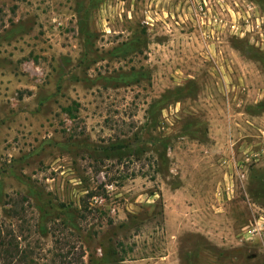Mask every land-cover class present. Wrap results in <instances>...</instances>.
Instances as JSON below:
<instances>
[{
    "label": "rangeland",
    "instance_id": "rangeland-1",
    "mask_svg": "<svg viewBox=\"0 0 264 264\" xmlns=\"http://www.w3.org/2000/svg\"><path fill=\"white\" fill-rule=\"evenodd\" d=\"M200 1L0 0V264H264V0Z\"/></svg>",
    "mask_w": 264,
    "mask_h": 264
},
{
    "label": "built area",
    "instance_id": "built-area-1",
    "mask_svg": "<svg viewBox=\"0 0 264 264\" xmlns=\"http://www.w3.org/2000/svg\"><path fill=\"white\" fill-rule=\"evenodd\" d=\"M200 3H201V4H204V5H207L206 0H202V1H200ZM262 20H263V18H260V17L257 18V25H258V26L261 25ZM214 22H216V20H214ZM220 22H222V21H220ZM214 27H215V28L212 29L213 32L216 30V26H215V24H214ZM231 28H232V30L235 31L236 33L242 32L243 34H245V32H246V31H241V30H242V29H241V28H242L241 25L238 24V23H235V22L232 23ZM218 29H219V26H218ZM249 30H250V29H248V31H249Z\"/></svg>",
    "mask_w": 264,
    "mask_h": 264
},
{
    "label": "trees",
    "instance_id": "trees-1",
    "mask_svg": "<svg viewBox=\"0 0 264 264\" xmlns=\"http://www.w3.org/2000/svg\"><path fill=\"white\" fill-rule=\"evenodd\" d=\"M0 243L1 245L4 244L1 238H0ZM83 257H84V253H80L78 257H74L72 259H66L65 261H61L58 264H83L84 263ZM44 264H48V263H44ZM53 264H56V263H53Z\"/></svg>",
    "mask_w": 264,
    "mask_h": 264
}]
</instances>
